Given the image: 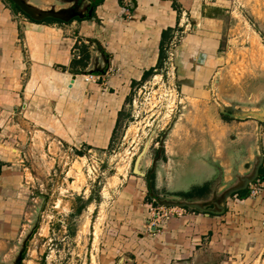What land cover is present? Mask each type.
I'll return each instance as SVG.
<instances>
[{
  "label": "crops",
  "instance_id": "crops-1",
  "mask_svg": "<svg viewBox=\"0 0 264 264\" xmlns=\"http://www.w3.org/2000/svg\"><path fill=\"white\" fill-rule=\"evenodd\" d=\"M27 1L39 9L66 8ZM11 2L0 0L2 263L12 255L26 204L25 130L55 135L70 147L106 148L133 86L145 71L161 65L164 52L171 50L168 53L183 66L212 73L220 17L229 0H132L129 16L124 0H102L92 18L65 23L32 22ZM200 52L206 55L203 64L196 60ZM91 70L105 73L93 80L85 74ZM182 78L188 82L184 98L209 100L208 88L191 83L195 78ZM219 111L212 119L195 110L182 118L188 129H196L195 141L184 145L175 140V133L174 141L168 133L163 152H147L145 175L129 176L126 185L111 190L98 241L101 259L109 264H242L264 253V180L259 195L229 198L219 215L182 207L180 215L152 226L144 203L152 165L155 190L170 198L185 193L202 201L247 175L260 152L259 177L264 175V121H226ZM213 122L218 131L210 129ZM13 140L19 149L11 152Z\"/></svg>",
  "mask_w": 264,
  "mask_h": 264
},
{
  "label": "rangeland",
  "instance_id": "rangeland-1",
  "mask_svg": "<svg viewBox=\"0 0 264 264\" xmlns=\"http://www.w3.org/2000/svg\"><path fill=\"white\" fill-rule=\"evenodd\" d=\"M34 3L45 8L71 6L65 0ZM220 18L218 48L210 60L212 73L183 66L170 56L171 50L164 52L161 65L133 86L106 148L70 147L55 135L38 136L25 130L22 141L27 157L24 166L28 167L24 178L26 204L8 264H13L19 253V264H109L107 258L99 257L98 251L105 202L113 190L126 185L129 176L134 175V161L144 145L148 144L147 152L151 153L161 147L168 133L173 141L175 133L177 142L190 145L197 131L182 124V118L194 110L212 119L219 115L218 103L238 110L264 104V0H229ZM183 74L187 80L195 78V83L191 82L195 86L201 88L203 84V88H208L209 100L184 98L188 82L183 81ZM196 118L199 119L194 115ZM218 128L213 122L210 129L215 132ZM15 142L8 147L11 152L19 149ZM167 145L169 148L170 142ZM141 168L147 169L144 163ZM154 171L152 165L147 170L148 178ZM162 192L154 189L159 199L182 200ZM152 198L153 193L148 192L144 203L148 206ZM148 212L150 221L164 218L161 212L155 211L153 218V212ZM171 218L167 215L163 220ZM143 248H147L146 244ZM242 264H264V253L251 256Z\"/></svg>",
  "mask_w": 264,
  "mask_h": 264
},
{
  "label": "water",
  "instance_id": "water-1",
  "mask_svg": "<svg viewBox=\"0 0 264 264\" xmlns=\"http://www.w3.org/2000/svg\"><path fill=\"white\" fill-rule=\"evenodd\" d=\"M11 1L23 13L28 15L29 18L34 21H43L47 18H51L55 20H60L62 22H69L71 19L75 17H78V18L89 17L91 15L92 8H93V5H92V7L88 10L87 13H82L81 11L77 10V8L72 7V6H69L66 8H60V9H54V8L39 9L35 7L34 5H32L31 3H29L27 0H11ZM205 58H206V55L200 52L196 59L197 63L203 64L205 61ZM104 73H105L104 70L101 72L94 71V70L85 72V74H89V75H99V74H104ZM214 80L215 79H213V81ZM218 104L220 105L221 112L228 113L230 116L234 118H238V119L254 118L260 121H264V104H260L259 106H257V108H248L246 110H238L234 107H227L226 105H223L220 103ZM147 146L148 144L146 143L142 151L140 152V154L136 157L134 161V166H133V174L140 175V176L145 175L143 169L141 168V164L147 155ZM262 162H263V155L260 152L250 172L245 176L239 177L238 185L225 191L217 201L208 203V205L212 207H206V205L204 204L205 201L196 200V199L195 200H179V201L163 199L161 201H158V204L162 206L186 207L189 209H196L201 212H206V213L213 214V215L222 214L225 210L224 205L226 203V200L233 193L246 190L249 184L253 183L255 180L258 179ZM239 198H242V197H239ZM20 259H21V254L19 253L17 260H16V264H18Z\"/></svg>",
  "mask_w": 264,
  "mask_h": 264
},
{
  "label": "built area",
  "instance_id": "built-area-1",
  "mask_svg": "<svg viewBox=\"0 0 264 264\" xmlns=\"http://www.w3.org/2000/svg\"><path fill=\"white\" fill-rule=\"evenodd\" d=\"M131 1L132 0H124L125 4H124V7H123V10H124V13H125L126 16H129V7L131 6ZM22 15H24V14H22ZM171 55L172 54L170 53V56ZM169 58L171 59V57H169ZM88 77H89V79H93V80H96L98 78L97 76H94V75H89ZM262 184H263V182L259 178L257 180H255L253 183H251L250 186H249V191H248L247 196L256 197L257 195H259L260 192H261V189H262ZM149 209H150L151 212H153V214L151 216L152 218L156 215L155 211L161 212L162 217L164 216V218H165L167 215H171V216L180 215V211H177V210L182 209V207H170V208H168L167 206H162V205L153 206L152 203H150L149 204ZM183 209H185V208H183ZM167 213H169V214H167ZM164 218L160 217V218L157 219V221H153L152 220L151 221V225L152 226H156V225H159V224L163 223L164 222V220H163Z\"/></svg>",
  "mask_w": 264,
  "mask_h": 264
},
{
  "label": "flooded vegetation",
  "instance_id": "flooded-vegetation-1",
  "mask_svg": "<svg viewBox=\"0 0 264 264\" xmlns=\"http://www.w3.org/2000/svg\"><path fill=\"white\" fill-rule=\"evenodd\" d=\"M66 1L71 2V6L77 8V10L81 11L82 13H87L88 10L92 7V5H94L96 3V1H98V0H66ZM95 7L96 6L94 5V7L92 8V13H94ZM259 174H260V172H259ZM149 180H150V178H148V182H149ZM150 182L153 183L152 178H151ZM238 183H239V180H237L233 184L227 185L226 187L223 188L224 190L222 189L219 192H217L216 194H214V196L211 197V200L205 201L204 204L206 205V207H212V206L208 205L209 202L217 201L225 191H227L230 188L238 185ZM249 186H250V184L247 187L248 191H249ZM148 191H149V193H153V198H152L153 201L158 203V200L159 201L163 200V199H159L158 195L154 193V188L150 189L148 187ZM237 193H233L229 198L239 196ZM188 196H189L188 194L183 193L182 195L175 197V199L181 197L180 199H182V200H193V198L188 197ZM167 200H172V199H167ZM175 201H179V200H175ZM16 260L13 264H16ZM0 264H8V263L7 262H4V263L0 262Z\"/></svg>",
  "mask_w": 264,
  "mask_h": 264
},
{
  "label": "trees",
  "instance_id": "trees-1",
  "mask_svg": "<svg viewBox=\"0 0 264 264\" xmlns=\"http://www.w3.org/2000/svg\"><path fill=\"white\" fill-rule=\"evenodd\" d=\"M102 0H98V1H96V3L94 4V5H97L99 2H101ZM12 3V2H11ZM12 6L13 7H15V9H17V10H19L22 14H24V16H26L30 21H32V22H35V23H42V22H61L62 23V21H60V20H55V19H51V18H47V19H45V20H43V21H34V20H32V19H30L29 18V16L28 15H26L25 13H23L20 9H18V7L17 6H15L13 3H12ZM93 16H95V14L94 13H92L91 12V15L89 16V17H84V18H78V17H75V18H73V19H71L69 22H71V21H73V20H82V19H89V18H92ZM65 23V22H64ZM163 52H164V48H163V43H161V45H160V53H162L163 54ZM160 66V64H158L156 67H159ZM156 67H152V68H150V69H148L147 71H145L144 72V74H143V77H142V80L141 81H144L145 79H146V77L147 76H149V75H151L152 74V72L155 70V68ZM76 73H78V71H75ZM220 115L222 116V118H225V119H227V120H230V119H233V117L232 116H230L228 113H223V112H221L220 113ZM160 151H162L163 152V147L161 146L160 148ZM79 153H80V151H78ZM262 168V166L260 167V169ZM151 175H150V180H149V185H148V187L151 189V188H153V183L152 182H150L151 181V178H152V176H153V172L152 173H150ZM259 179H261V180H264V175H261L260 177H258ZM238 195H239V197H245L247 194H248V190L246 189V190H243V191H239L238 193H237ZM151 203L154 205V206H157V203L155 202V201H153L152 199H151ZM184 208H186V207H184ZM186 209H189V208H186ZM190 210H194V211H196V209H190ZM21 257H22V254H21ZM20 261H21V259L19 260V262H18V264L20 263Z\"/></svg>",
  "mask_w": 264,
  "mask_h": 264
}]
</instances>
